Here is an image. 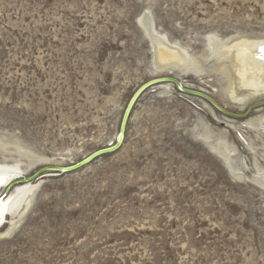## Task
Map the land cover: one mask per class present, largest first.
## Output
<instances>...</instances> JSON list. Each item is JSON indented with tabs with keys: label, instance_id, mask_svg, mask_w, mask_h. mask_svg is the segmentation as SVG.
<instances>
[{
	"label": "rangeland",
	"instance_id": "rangeland-1",
	"mask_svg": "<svg viewBox=\"0 0 264 264\" xmlns=\"http://www.w3.org/2000/svg\"><path fill=\"white\" fill-rule=\"evenodd\" d=\"M145 13L188 63L161 66ZM213 38L264 40V0H0V182L22 174L0 264H264V106L232 118L155 86L118 151L20 182L115 143L150 80L177 77L232 114L263 102Z\"/></svg>",
	"mask_w": 264,
	"mask_h": 264
},
{
	"label": "bare ground",
	"instance_id": "bare-ground-1",
	"mask_svg": "<svg viewBox=\"0 0 264 264\" xmlns=\"http://www.w3.org/2000/svg\"><path fill=\"white\" fill-rule=\"evenodd\" d=\"M139 23L146 33L147 37L149 38L150 42H152L153 46L155 47L161 66H167L169 64H175L177 66L183 64L186 61V58L182 56L183 54L181 55L178 52V49L176 50L170 48L168 45L163 43L158 35L154 32L152 28V21L149 18L148 13H145L141 17ZM211 41H213V44L215 45L213 48V52L219 53L222 58L231 57V62L238 79V87L242 90L251 92V94H254L253 96L258 94L263 95L264 40H241L232 45H228V47H226L224 43L218 42V40H216L215 38H213ZM228 95L231 100L235 99V92L233 90H230ZM219 155L222 156L221 153H219ZM223 156L225 161L228 162V156L226 154ZM0 176H3V178H5L6 180L10 176H12V174H9V171L7 170H3L2 172H0ZM18 178L19 177L16 176L12 177L5 184H2V182H0V184H2L0 185V190L2 189L1 187H3L4 189L7 188L10 184L13 183V181ZM17 194H19V192L14 193V195L10 196V198L8 199L2 200V203L0 204V225L5 214L10 212L11 216H13L12 214L15 213L17 208L15 206L17 201V199H15V196Z\"/></svg>",
	"mask_w": 264,
	"mask_h": 264
},
{
	"label": "water",
	"instance_id": "water-1",
	"mask_svg": "<svg viewBox=\"0 0 264 264\" xmlns=\"http://www.w3.org/2000/svg\"><path fill=\"white\" fill-rule=\"evenodd\" d=\"M163 83H167V84H170L171 86H175L178 89V91H180L181 93H184L186 95H192V96H195V97H198V98H201V99L207 101L215 110H217L218 112L222 113L225 116L232 117V118H238V119L244 118V117L248 116L252 112L253 109L264 106V101H263V102H259V103L252 105L251 107H249V109L246 111V113H244L242 115L232 114V113L222 109L207 94H204V93L198 92V91H192V90L184 89L182 87V85L180 84L177 77H163V78H159V79L150 80V81H147L146 83L142 84L133 93L130 100L128 101V103L124 109V113L121 117L118 135H117L115 143L111 142L107 146V148H103L101 150L95 151V152L87 155L86 157H84L81 161H79L75 164H72L71 166H68V167H55L54 166V167H49V168H43V169L39 170L32 177H29L26 179L23 178L22 181H20V182L30 181V180H32V178L34 179V178L44 176V174H47L48 172H53V173H57V174H64V173L73 172V171H76V170L88 165L92 161H94V160H96V159H98L104 155L111 154V153L118 151L120 149V147L122 146L123 141L125 139L126 127H127L128 122H129V119H130V113H131L132 108L136 105V102L138 101V99L146 91L150 90L151 88H153L155 86H159ZM13 185L4 191V193L2 194V197L0 198V204L2 203L3 198L7 197L6 195L9 194L10 188H12Z\"/></svg>",
	"mask_w": 264,
	"mask_h": 264
}]
</instances>
